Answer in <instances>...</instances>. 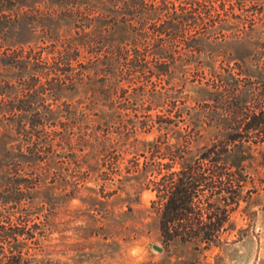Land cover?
<instances>
[{
    "label": "trees",
    "instance_id": "obj_1",
    "mask_svg": "<svg viewBox=\"0 0 264 264\" xmlns=\"http://www.w3.org/2000/svg\"><path fill=\"white\" fill-rule=\"evenodd\" d=\"M3 1L4 28L24 18L36 38L49 43L9 44L0 52V66L14 70L13 79L0 72V141L7 139L0 156V264H51L38 257L46 223L36 201L51 188L54 131L48 128L57 119L74 125L92 113L82 101H64L61 110L31 106L79 86L90 91L91 103L102 96L117 109L118 98L124 112L151 117L121 123L159 132L144 143L149 155L141 153L142 164L135 158L128 172L143 176L141 183L155 193L152 205L162 238L196 249L220 246L230 212L244 200L243 174L257 154L264 160V43H257L250 62L222 54L214 65L200 56L212 33L220 32L223 40L248 37L253 22L245 24L246 0ZM255 3L251 14L264 12V5L253 11ZM119 25L129 35L113 44L111 35ZM177 71H194L205 79L199 82L203 98L193 114L191 108L178 107L163 84ZM156 108L160 113L153 118L148 111ZM184 114L190 122L181 126ZM117 116L113 110L100 119L116 122ZM209 130L208 142L195 147Z\"/></svg>",
    "mask_w": 264,
    "mask_h": 264
},
{
    "label": "rangeland",
    "instance_id": "obj_2",
    "mask_svg": "<svg viewBox=\"0 0 264 264\" xmlns=\"http://www.w3.org/2000/svg\"><path fill=\"white\" fill-rule=\"evenodd\" d=\"M6 3L0 0V5ZM254 3L257 5L253 11H258L264 0L245 2V24L253 22L248 37L223 40L220 32L212 33L209 37L212 42L200 56L203 63L213 61L218 65L222 54L231 61H253L251 56L258 49L257 43H264V12L252 15L249 7ZM11 24L8 28L0 24V52L9 44L16 48L49 43L36 38L37 33L31 32L24 18ZM128 35L129 30L119 25L111 35V43L124 42ZM260 65L264 68V57ZM2 71L8 79H13V69L0 66ZM200 81L205 79L194 71L185 74L177 71L163 84L176 96L178 107L191 108L193 114L203 98L198 92ZM89 94L85 86H79L65 91L57 100L46 97L43 103L31 106L33 109L61 110L64 101L73 104L82 101V105H89L92 113L90 118L74 125L64 123V118L57 119L48 128L54 131L52 163L47 178L51 188L45 194L47 198L36 197L42 204L40 220L46 223L39 258L51 264H264V160L260 154L256 155L252 168L243 174L246 182L241 196L244 200L230 212L228 229L222 234L220 246L196 249L191 243L165 241L152 205L155 193L141 183L143 176L134 178L137 173L128 172L135 158L142 164L141 153L149 155L144 143L154 140L159 132L155 128L148 131L136 126L135 129L130 123L123 126L121 119L137 121L151 117L140 111L136 112L137 116L133 111L124 112L118 98L113 104L119 106L117 109H111V101L102 96L91 103L87 98ZM113 110L119 114L116 122L104 123L100 116ZM148 113L154 118L155 113H160L159 108ZM183 118L179 122L181 126L190 122L188 115L184 114ZM211 133L203 131L195 147L207 143ZM6 141H0V156ZM173 141L170 138V142ZM153 245L161 249L156 250Z\"/></svg>",
    "mask_w": 264,
    "mask_h": 264
},
{
    "label": "water",
    "instance_id": "obj_3",
    "mask_svg": "<svg viewBox=\"0 0 264 264\" xmlns=\"http://www.w3.org/2000/svg\"><path fill=\"white\" fill-rule=\"evenodd\" d=\"M153 247L156 249V250H160L161 248H159V247H157V246H155V245H153Z\"/></svg>",
    "mask_w": 264,
    "mask_h": 264
}]
</instances>
